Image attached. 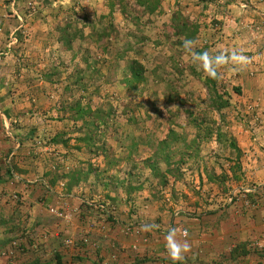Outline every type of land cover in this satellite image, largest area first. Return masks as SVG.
I'll return each mask as SVG.
<instances>
[{"label":"rangeland","instance_id":"1","mask_svg":"<svg viewBox=\"0 0 264 264\" xmlns=\"http://www.w3.org/2000/svg\"><path fill=\"white\" fill-rule=\"evenodd\" d=\"M112 1L0 0V104L13 117L9 126L15 131L22 129L21 126L27 128L32 125L35 116V134L29 139L36 150L49 146L54 143L51 137L69 126V112L62 110L63 103L74 102L87 94L92 96V109L106 110L111 106L115 111L110 120L113 128L107 130L108 146H118L122 141L124 146L120 157L123 158L128 155L133 142L138 144L137 152L130 161L132 163H129L132 168L128 164L124 168L132 172V188H141L132 190V213L138 207L145 209L144 200L133 196L145 188V180L148 179L151 181H147V187L155 192L154 199L163 206L179 207L188 203L197 207L201 204V208L207 209L218 205V200L224 204V196L229 192L221 193L218 188L216 195L213 190L215 185L208 182L207 174H226V188L231 191L241 180L233 179L230 168L235 166L237 155L241 156V168L247 159L241 146L249 143L248 139L257 142L262 137L264 140V71L256 70L264 63V33L261 32L264 28L257 33L255 27H264V19L253 20L252 35L246 28L248 16L261 15L255 7L256 1L260 3L264 0H165L153 15L143 12L136 6L135 0H127L132 3L129 4L132 8L130 17L123 15L121 2L114 0L118 5L111 19L108 14ZM178 5L183 13L177 24H182L187 17L192 27H199L192 51L216 56L221 53L230 55L235 50L249 58L247 65L229 63L217 70L216 90L230 104L222 113L211 107L210 93L198 78L199 75L209 76L198 62H193L191 52L184 47L187 39L175 35L167 38L169 30L165 25L171 22ZM103 16H107L108 21L113 20L120 34L115 45L118 48H122L124 40L136 43L141 33L146 38L137 45L142 53L138 58L143 57L144 60H141L147 70L157 71V74L146 75V87L141 85L143 90L139 94L124 88L117 81L113 82L109 63L103 62L107 57L100 60L94 40L89 39L95 27L101 29L99 21ZM137 19L141 21V31L135 29ZM64 29L69 34L80 29L84 39L79 36L68 48L62 39ZM127 32L134 33L135 37L127 36ZM248 44L251 51L246 50ZM96 66L102 78L90 81L89 90L84 93L77 88L75 79L81 72L90 79L93 72L90 69ZM258 74L260 82L255 85L253 81L257 82ZM171 86L173 90L168 89ZM174 90L175 94H179V100L169 102ZM82 104L85 106V102ZM125 107H129L128 116L122 112ZM132 107L135 110L133 113ZM132 115L137 117L136 123L139 124L128 123ZM21 116L26 117L23 119L29 125L24 120L19 121ZM171 131L187 141L195 140L199 149L198 152L187 150L183 164L179 163V157H174L176 163H173V168L178 169L179 174L177 179L167 174V163L161 156L155 155V147L168 140ZM247 132L252 135L247 137ZM234 143L236 148L232 149L229 145ZM149 145H153L152 148ZM77 146V143L73 146V152L81 155L82 151L75 149ZM111 150V156H114L115 150L112 147ZM32 151L33 148L29 149V152ZM42 154L40 159L45 164L51 157L43 150ZM154 164L158 167V177L166 173L170 180L167 184L171 187L170 192L162 194L167 185L163 186L155 177ZM47 167L46 164L42 170ZM237 175L240 176L238 172ZM176 184L184 188L182 194L174 192ZM190 205L184 206H189V209Z\"/></svg>","mask_w":264,"mask_h":264},{"label":"crops","instance_id":"2","mask_svg":"<svg viewBox=\"0 0 264 264\" xmlns=\"http://www.w3.org/2000/svg\"><path fill=\"white\" fill-rule=\"evenodd\" d=\"M255 7L261 15L246 18V28L251 35L253 20L264 19V2L256 1ZM255 27L257 33L264 28ZM261 32L264 33V29ZM246 50H252L249 44ZM256 70L264 71V63ZM256 77L258 80L253 83L258 85L260 75ZM23 118L26 117H18L20 122ZM69 118L70 114L67 118L69 126L51 137L53 140L62 136L60 140H65L64 144L53 143L36 150L29 139L35 134V116L32 125L24 120L29 126H21L22 129L15 131L9 126L13 117L0 104V264H56L58 259L63 264H173L166 256L164 240L170 227L187 230V239L192 243L191 252L180 264H264L262 137L257 142L248 139L249 143L241 146L247 158L239 173L241 181L224 196V204L218 200V205L207 209L201 208V204L197 207L188 203L179 207L163 206L154 199L155 192L147 187V181H151L148 179L145 188L133 196L144 200L145 209L138 207L132 213V172L124 169L132 165L126 160L112 168L107 165L110 160L114 162L122 158L120 150L123 147L111 145L115 151L108 161L97 148L98 144L92 149L80 144L77 147L83 156L76 154L73 146L79 137H84V133L77 131V128L83 130L82 123L75 125ZM38 130L41 131V127ZM249 134L247 132L246 136ZM31 148L33 151L29 152ZM42 150L51 157L45 164L40 159ZM91 150H97V155ZM46 164L48 167L43 171ZM78 172L81 178H75V184L69 189ZM252 188L258 191L228 202L230 195ZM183 189L177 185L174 192L182 194ZM213 190L216 195L219 193L216 185ZM170 191L171 187L167 185L162 194ZM66 205L79 209L71 224H65L49 212L51 208L61 209ZM184 205H190V208ZM93 206L106 207L109 214L100 215L104 211L89 208ZM132 223L140 230L138 240L124 232L125 226ZM142 223L160 227L143 231L140 228ZM92 224L95 228L89 231ZM85 236L89 240L87 244L82 243ZM68 238H73L77 245L65 246L64 241ZM16 240L22 241L21 251L12 250V243ZM36 242L40 244L38 248L34 247ZM134 244L138 246L136 249Z\"/></svg>","mask_w":264,"mask_h":264},{"label":"trees","instance_id":"3","mask_svg":"<svg viewBox=\"0 0 264 264\" xmlns=\"http://www.w3.org/2000/svg\"><path fill=\"white\" fill-rule=\"evenodd\" d=\"M117 1L121 2L120 4L121 12L123 13V15L130 17L132 15V11H131L132 8L130 9L131 7L130 5H132V3L128 2L127 0H117ZM164 1L165 0H135V3H136V6H139L143 10V12L145 13L148 12L149 15H153L156 13V11L159 8H161V5ZM117 5L118 3L116 4L114 0L111 2V6H110L111 10H110V13L108 14V17H110L111 19H113L112 16L114 14V11L116 9L115 7ZM177 8L178 10L174 14V17L172 18L171 22L165 25V27H168V30H169V34L167 35V38L170 39L172 35H175V36H182L186 38L187 40H194L196 38V35L198 34L199 27L197 25L192 27L191 26L192 24L188 20L187 17L185 18L182 24L181 23L177 24V19H179L183 13V11L181 10L182 8L181 6L178 5ZM99 22H100L99 26L101 27V29L98 30L95 27L93 32L89 34L90 35L89 39H92V41L94 40V43L97 47L96 53H98L97 55H100L98 57L100 58V60L103 59L102 57H107L106 58L107 60L103 59V62L105 61L106 64L109 63V66L111 68L110 71L111 73H113V77H114L113 82L117 81L124 88L130 91L132 90L136 94H139V92L143 90L141 85L145 84L143 87L144 88L146 87V82L148 80L146 78V75L150 77L151 73L157 74V71L149 72L147 70L146 66L141 60V59L144 60L143 57H141V59L138 58L142 56V53L140 49L137 48V45L140 43H143L146 38L140 32L142 36L139 38H136V41H135L136 43H132L129 40H124L125 43L122 44L121 46L122 48H118L115 45L116 43L118 44L119 42L118 35L120 34L113 20L108 21L107 16H103L100 18ZM140 25H141V21L137 19L135 29L138 31H141ZM133 34L134 33L132 32H127V36H132L134 38L135 36ZM79 36H81V38L84 39L83 32L80 29L75 31L73 34H69L68 30L64 29L62 39L69 46L68 48H71V44ZM132 53H133V56H132ZM96 67H92V69H90L93 71L92 75L90 76V79H88L87 76H84L82 72L79 75L76 74L77 77L75 79V83L77 85V88L80 89L82 92L85 93L89 90L88 88L90 85V81L92 82L95 79L101 80L102 77L100 76V70L98 69V67L97 68ZM198 78L204 83V85L206 86V88L208 89L210 93V101H211L210 104L213 109L222 113L223 110L230 107L228 100H225L223 95L219 94V92L216 90V84H217L216 79H212L210 77L202 76V75H199ZM166 86L168 87L167 84ZM168 89L173 90V86H171ZM96 91L97 92L99 91L98 88H96ZM236 92L239 93V89H236ZM173 93L175 94V90ZM174 94L171 98H169L168 100L169 102H177L179 100V94H175V96ZM83 102H85V106H83L82 104ZM91 106H92V96H89L86 94V95L81 96L79 100H76L74 102H71V103L64 102L62 106V110L64 112H69L70 114L69 119L73 121L75 125L78 123H82L81 128L83 130L77 128V131H79V133L80 132L84 133L83 134L84 137H79L76 140V143L78 145L80 144L86 145L90 149L94 148V146L98 142L101 143V145L98 146L97 148L100 151H102V153L106 157V161H108V159L111 158V154H112L111 147L112 146L111 145L108 146L109 144H107V140H106L108 137L107 130L113 128V125H111L112 121L110 120L114 116L115 111L113 107L111 106L110 108H106V110L102 108L92 109ZM129 107H131V105ZM129 107H125L124 110L122 111L125 116H128L127 110H129ZM133 109L134 108L132 107V110H131L132 113L135 112V110ZM136 118L134 117V115H132L131 117H129L127 121L130 124L135 123L137 125L139 123H136L138 122ZM61 138L62 136H58L57 138H54L52 142H54L55 144H59V143L64 144L65 140H60ZM196 143L197 142L195 140L187 141L185 138H182L176 132L171 131V136H169V139L161 142L157 147H155L157 148L155 155L161 156L165 160L168 166L167 174L174 176L177 179L178 178L177 176L179 174L177 172L178 169L173 168L174 167L173 163H176L174 157L175 156L179 157L178 159L179 163H182V164L185 163L186 158L184 157V155H186L187 150H195L196 152L199 151L198 147H196ZM194 144H195V148H193ZM118 146L122 147L124 146V143H122V141H119ZM137 146L138 144L133 142L130 149L128 150V155L126 157L121 158L118 161L116 160L114 162L113 160H110L109 161L110 163H108L107 165H109L112 168L116 166L117 164L121 163L123 160H126L129 163H132L130 161L133 160V155L134 153L137 152V148H138ZM149 146H151L152 148L153 145H149ZM229 146L232 149L236 148L235 143ZM79 148L80 147H75L76 150H80ZM91 153H93V155H97V150H91ZM237 156L238 157L236 158L235 166L233 165L230 169L233 174L232 176L233 179L239 182L241 178L240 176L237 175V172L239 174L242 168L240 164L241 156L240 155H237ZM152 169L155 172V177L159 179V182L162 183L163 186L169 184L170 180L167 178V175H165L166 173L162 175V177L160 176L158 177V173L156 174L158 167H156V165L154 164L152 165ZM10 170H9V173H11ZM80 175L81 173L79 172L74 175V179L71 181L69 189L75 184V178H79V177L81 178ZM207 178L210 184H214L218 186L221 193L227 194L229 192V190H227L226 188V184L228 182V176L226 174L222 173L220 175H217L215 173H212V174L208 173ZM136 189L137 188H132V190H136ZM139 189L141 188H138L137 190ZM89 208L97 209L94 206L89 207ZM97 211H100V210L98 209ZM100 215H105V212H103V214H100ZM56 264H63V262L60 259H58Z\"/></svg>","mask_w":264,"mask_h":264},{"label":"clouds","instance_id":"4","mask_svg":"<svg viewBox=\"0 0 264 264\" xmlns=\"http://www.w3.org/2000/svg\"><path fill=\"white\" fill-rule=\"evenodd\" d=\"M194 44L195 41L193 40L184 41V47L191 52L193 62H198L203 71L212 79L218 78L219 73L217 70L224 65L232 63L234 65L244 66L250 62L247 56L235 50L232 51L230 55L221 53L216 56H211L207 52L196 53L192 51ZM243 195L244 194H241L238 197H242ZM159 227V225L153 223H142L140 225L143 231H152ZM187 237V230H183L179 227H170L167 229V234L164 237L166 256L173 264H180V262L184 261L186 255L191 252L192 243Z\"/></svg>","mask_w":264,"mask_h":264},{"label":"built area","instance_id":"5","mask_svg":"<svg viewBox=\"0 0 264 264\" xmlns=\"http://www.w3.org/2000/svg\"><path fill=\"white\" fill-rule=\"evenodd\" d=\"M258 190L257 189H241L239 191H237L235 194L230 195V197L228 198V202L232 203L234 202V198H237L239 195L241 194H250V193H256ZM97 209H99L100 211H104L106 215L109 214V209L106 207H96ZM79 209L78 208H74L72 206L66 205L61 209H56V208H51L49 210V212L55 216L57 219H60L62 222H64L65 224H71V222L74 220L75 215L78 214ZM80 214V212H79ZM94 225L92 224L91 226H89V231L93 230L95 227H93ZM126 234H128L129 236L135 237L137 240L140 237V230L139 228L129 225V226H125V231ZM88 235V234H87ZM86 238L82 239V243L87 244L89 242L87 236H85ZM47 237L44 236V239H46ZM21 240H16L13 241L12 243V250H19L21 251ZM40 244L38 242L34 243V247L38 248ZM64 245L67 247H72V246H76L77 242L73 239V238H68L64 241ZM138 246L137 244L133 245V248L136 249ZM14 251L10 253V255H13Z\"/></svg>","mask_w":264,"mask_h":264}]
</instances>
